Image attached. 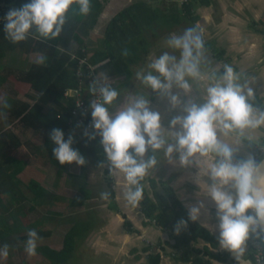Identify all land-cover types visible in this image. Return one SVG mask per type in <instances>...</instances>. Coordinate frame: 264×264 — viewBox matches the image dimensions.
Masks as SVG:
<instances>
[{"label": "clouds", "instance_id": "1", "mask_svg": "<svg viewBox=\"0 0 264 264\" xmlns=\"http://www.w3.org/2000/svg\"><path fill=\"white\" fill-rule=\"evenodd\" d=\"M74 4L79 6L81 15L90 12V0H29L10 9L4 17L5 38L12 43L25 41L30 35L44 41L55 39L60 36ZM202 31L196 25L182 34H171L166 43L179 50V58L164 52L152 58L149 71L136 73L143 85L167 97L173 108L180 106L181 100L172 90H182L188 97L183 104V115L173 117L165 127L160 113L151 109L150 100L144 95H133L115 112H110L109 106L117 101L119 93L108 76L100 72L89 84V91L95 97L89 104L94 131L85 130L84 135L89 140L100 137L108 174L115 178L114 186L121 189L123 198L132 206H137L143 198L141 182L157 166V151L164 150L170 161L175 154L181 167L191 166L193 161L199 167L201 158L213 157L214 162L205 171L206 192L215 204L218 244L233 255L237 264H242L250 237L264 238V163L251 156L236 160V144L226 142L225 137H243L246 130L264 127V108L253 103V89L241 83L231 66L224 65L222 72L218 68L209 73L201 71L205 59ZM35 63L43 65L45 57L39 56ZM193 84L204 87L203 102L193 98ZM49 136L55 144L52 154L61 165L87 163L85 156L72 147L71 134L65 139L60 128H53ZM99 164L103 166V162ZM109 195L107 191L101 193L103 199ZM205 207L203 201L191 206L188 219L199 220ZM187 225V220H179L174 232L179 234ZM38 239V233L30 229L24 247L27 255H36ZM0 255L8 257L9 245H3Z\"/></svg>", "mask_w": 264, "mask_h": 264}, {"label": "crops", "instance_id": "2", "mask_svg": "<svg viewBox=\"0 0 264 264\" xmlns=\"http://www.w3.org/2000/svg\"><path fill=\"white\" fill-rule=\"evenodd\" d=\"M259 1L261 3L257 4ZM228 2L223 4L219 0L218 2L210 0V4H206L205 8L202 7L204 4L201 6L198 4L195 8V10H201L198 13L199 19L196 24H199L203 30L204 42L207 41L210 44L204 45L205 59L201 63V71L209 73L218 68L222 72L224 65L231 66L240 76L241 83H247L253 89L255 94L253 102L264 106V0H230ZM74 5L69 10L68 20L75 16ZM73 42L71 40L70 45L64 47L74 51L76 45ZM167 49L159 51L156 48V52H160L159 55L162 52H168L179 58V52L170 47ZM152 52L154 51L143 52L140 57L141 61L132 64L137 67L133 68L134 71L129 75L125 72H117L108 58L98 62L96 67L99 70L98 74L104 72L112 87L119 93L117 101L109 106L110 112H115L127 98L133 95H144L150 100L151 109L160 113L162 124L168 127L169 121L173 117L184 114L182 108L188 97L183 94L182 90L173 88V93L179 94L181 100V105L173 108L167 97L160 96L137 79L138 69L146 73L150 70L148 65L152 58L158 57L157 54L149 57ZM204 94L202 84H193L192 95L195 100L203 102ZM60 129L64 132L65 139L69 134L74 137L72 147L80 148L87 163L84 166H79L75 162L64 165L59 163L58 165L56 160L57 165H54L53 160L49 159L51 161L48 163L44 160L47 158L43 157L38 165L32 164L33 162L27 165L34 167L32 170L38 176L34 178L40 184L35 188V193L31 190L32 188L27 187L34 193L33 196L38 193L42 197L41 200H38L33 215L30 217V228L51 227V232L42 236L51 239L53 237L58 239V236L65 237L68 230L75 226L85 228V232L78 239V247L82 244L83 239H88L93 231L99 229L102 230L104 236L102 233H98L97 241L104 245H112L118 242V239L122 243L134 240L139 244H144L141 236L149 237L151 235L154 242L152 243L153 251L149 246L151 243L143 245V247L138 246L140 251L146 253L142 260L139 259V264H195L192 259L195 257L193 253L198 255L195 253L196 247L194 246L197 243L192 242L190 245H186L187 247L178 246L176 238L178 234L170 226L171 222L163 226L157 217L148 216L145 203L154 206V210L159 207L157 212H161L162 207L167 204L176 209L181 208L188 215L191 206L203 201L206 207L201 210V217L196 223L215 238V245H212V242L206 237L200 238L198 243L203 247V251L199 255L210 259L212 264H237L230 252L219 247L215 204L206 192L208 179L205 171L214 162L213 157L201 158L199 167L195 165L196 161H193L191 166L181 167L178 156L174 154L170 161L164 150L157 151L155 154L158 161L157 166L150 169L148 175L141 182L143 198L137 206H132L123 198L121 189L114 186L115 178L108 174L103 148L98 137L89 140L84 135L85 130L89 133L93 131L85 127L72 126H63ZM167 134L168 130L165 129V135L167 136ZM262 139H264V127L246 130L243 137L238 138L235 135L225 137L226 142L236 144L235 156L246 159L249 156L254 157L256 153L252 147ZM100 162H103V166H100ZM105 191L110 193L108 199L101 197V193ZM46 195L49 196L48 201L44 199ZM77 195L82 196L85 202L81 198L77 200ZM163 196L166 200L161 199ZM37 206L40 208L38 209ZM46 215H51V219H46ZM175 220L176 217H174ZM53 230H57L56 234ZM133 232L136 233L135 236L130 235ZM253 237L247 241V248L241 258L242 264H254L250 248ZM56 242L61 244L59 240ZM181 247H184V250L180 249ZM119 249L124 251L120 247ZM187 252L190 254L189 259L185 255ZM139 254L134 260L135 263L136 261L138 263ZM149 255H153V257L159 255L160 259L157 263L155 257L152 261H148ZM104 261V264H111Z\"/></svg>", "mask_w": 264, "mask_h": 264}, {"label": "trees", "instance_id": "3", "mask_svg": "<svg viewBox=\"0 0 264 264\" xmlns=\"http://www.w3.org/2000/svg\"><path fill=\"white\" fill-rule=\"evenodd\" d=\"M104 1L90 0L91 9L87 15H81L79 6L74 5V18L67 20L62 34L55 39L44 41L42 38H35L30 35L25 41L12 43L5 38L4 24L6 21L4 17L10 9L18 8L23 3L29 2V0H0V58L4 57L7 52L16 50H19L21 54L39 53L47 57L43 65L22 60L15 67L7 64L4 71L0 73V89L4 85L10 84L25 95H23L25 98L17 96L12 99V103L8 107L10 114L6 117H11V120L17 119L24 127L34 130L35 134L44 140V145L47 146L46 150L50 157H54L52 148L55 145L49 136L53 128L63 126L82 127L73 118L72 111L76 106V98L66 95L69 89L77 87L85 89L84 97L86 95V100L90 104L93 96L89 91V84L98 74L99 70L96 67L98 62L108 58L117 69V72H125L129 75L134 71L131 65L141 61L140 57L143 52L149 53L152 47L159 46L158 39L159 36H162V33H166L171 27L181 25L185 21L188 23L187 26L194 25L199 19L195 10L197 5L210 4V0H185L181 8L173 7L161 10L146 0H137L113 16L107 24L104 37L98 41L96 47H86L85 49V40L80 37L76 27L79 26L81 31L89 34V30L94 28L98 22V16ZM163 30L166 31L162 32ZM71 40L76 43L74 51L65 48L70 45ZM204 45L210 44L206 41ZM125 51H127V55L123 54ZM82 60L83 62H81ZM88 74L93 76L89 77ZM1 127L0 124V130H2ZM7 137L6 142L10 145V149H12V146L17 145L18 147L24 146L29 151L26 145L27 142L17 141L14 144L9 139L11 138L9 132ZM7 144L0 140V148ZM73 148L78 149L82 154L78 146H73ZM252 148L258 155L260 152L258 145ZM12 153L13 151L9 154L0 150V225L3 226V229H0V247L4 239L2 237L11 234L12 226L8 214L11 213L10 208L15 200H17L18 219H16L17 225L13 227L17 231L23 230L28 223L27 227L30 226V217L35 209L34 205L23 203L22 197L16 189L19 188L20 183L23 184L26 180L15 178L18 173L25 171L26 166L31 162L30 157L35 153L29 151L28 158L15 157ZM263 156L264 152L258 156L257 162ZM25 161H27L26 164ZM26 185L30 189L32 188L31 190L35 193V188L39 187L40 184L38 180L31 177ZM41 198L40 196V198L35 199V202H39L38 200H41ZM76 198H78L77 200L79 198L83 200V197H79V195ZM161 199L166 200L164 196ZM176 203L178 204V202ZM145 205L146 212L152 213L154 211V206L148 203H145ZM173 216L176 217L177 221H174ZM156 217L163 226L171 222L170 226L173 230L179 220L188 221L187 228H182L176 237L178 246L190 245L192 242L198 243L203 236V238H208L212 245H215V238L206 229L200 228L196 222L189 220L188 215L181 208L176 209L172 205L168 206L166 204L162 207V211L154 216V218ZM45 218L51 219V215H46ZM34 230L38 233L39 238L51 232V229L44 230L41 227ZM84 232L85 228H79V226L68 230L62 248H53L48 245L38 246L36 253H40L45 257V262L42 264H67L72 256L76 254L78 239ZM21 239H28V234L22 235ZM261 239L264 242V238ZM150 248L153 251V248ZM195 249L197 250V248ZM185 255L189 259V252ZM251 257L254 261L252 248ZM159 259L160 257L157 255L156 263ZM183 259L185 260L184 255ZM192 261L195 264H212L210 259H206L199 254L195 255ZM253 263L255 264V262Z\"/></svg>", "mask_w": 264, "mask_h": 264}, {"label": "rangeland", "instance_id": "4", "mask_svg": "<svg viewBox=\"0 0 264 264\" xmlns=\"http://www.w3.org/2000/svg\"><path fill=\"white\" fill-rule=\"evenodd\" d=\"M137 0H105L104 4L102 6L100 15L98 16V22L96 23V25L94 26V28L89 30V34H85L84 31L80 30V27L77 26L76 27V31L78 32V34L80 35L81 38H84L85 40V49L86 47L91 48V47H96L97 43L99 40H101L104 37V32L105 29L107 27L108 22L113 18V16H115L120 10H122L123 8H125L126 6H129L130 4H132L133 2H135ZM151 4H154L158 9L161 10H166V8H173V7H177V8H181L182 7V3L185 0H146ZM199 1V0H198ZM213 1V0H211ZM215 2H218V0H214ZM220 2H222L223 4H227L229 3L228 1L230 0H219ZM242 1V0H241ZM254 3V2H253ZM261 1H259L257 4H260ZM216 4V3H215ZM206 5H203L202 7L205 8ZM208 8V7H207ZM201 10L197 9L196 12L197 14L200 12ZM87 17V16H86ZM184 23V24H183ZM181 25H177V26H173L170 29H168V31L166 33H162V36H159L158 39V45L159 46H155L152 47V50L154 52H152L149 57L153 54H157L159 56L160 52H156V48L161 51L163 49V51L168 50L167 47V39L168 37L175 33V34H181V32L187 28L190 27H194L196 25L199 24H192L190 26H187L188 23L185 21L183 22ZM166 30H163L162 32H164ZM62 34V32H61ZM74 44L76 45L75 41ZM205 48V47H204ZM177 52H179V50H175ZM164 53V52H162ZM89 54H91V52H89ZM42 56V54L39 53H32V54H21L19 50L16 51H9L7 52L4 57L0 58V73L2 71H4L5 66H7V64L11 65V66H16L20 64V61L22 60H27L28 62H35L36 59ZM45 57V55H43ZM47 57H45L46 60ZM147 62V61H146ZM137 65L131 66V68H136ZM139 71V69H138ZM12 83V81H11ZM13 84V83H12ZM0 124H1V128L2 130H0V140L4 142V144L6 142V139L8 138V132L10 133V137L9 139H11L14 144L17 143V141H21V142H27V148L30 151V153H35L32 154V156L30 157V161L33 162L32 164H39L41 163L43 157L47 158L44 159L46 162H50L51 160H53V164L57 165V163L55 162V158L54 157H49L48 152H47V146L44 145V140L40 137H38V135L35 134L34 130H32L31 128H26L24 127L22 124H20L18 122V120H11L10 118L6 117L8 116L10 113L8 111V107H10V104L12 103V99L16 98L17 96H23L24 93L21 91H19L16 87H13L10 84L4 85L3 87H1L0 89ZM25 96V95H24ZM23 96V98H25ZM5 140V141H4ZM264 143V139H262L261 141L257 142L256 144L259 145H263ZM256 145V146H257ZM1 151L5 152V153H9L11 151H13L14 156L15 157H24V158H28L29 157V151H27V149L24 146H20L18 147L16 146H12V149H10V145H3L0 148ZM12 153V155H13ZM256 161L258 158V155H254L253 157ZM51 159V160H49ZM236 160H241V159H246V158H242V157H237L235 156ZM27 160V159H26ZM43 160V161H44ZM29 161V162H30ZM27 163V161H25V164ZM30 164V163H29ZM59 165V162H58ZM34 167L33 166H26L25 171H23L22 173H18V175H16L15 178H22L23 180H26L23 184L20 183L19 188H16L18 190L19 195L22 197L23 203L25 205H37L38 203H36L35 199L40 198L39 195L36 194V196H33V192L27 187V182L30 180L31 177H38L36 176V172L34 170H32ZM55 168V167H54ZM34 175V176H33ZM36 179V178H35ZM47 182V181H46ZM49 182V181H48ZM46 201H48L49 196L46 195ZM146 206V205H145ZM37 208L39 209L40 207L37 206ZM160 208H156V210H159ZM11 213L8 214V219L10 225L12 226L11 229V234L6 236V237H2L4 238L2 240V244L0 247V250H2L3 245L7 244L9 245V255L7 258H4L2 255H0V264H42L45 262L44 260V256H42L40 253H36L35 256H29L26 254V252L24 251V247H25V242L26 240H22L21 236L22 235H27L28 231L30 229V227H27L28 224L25 225L26 227L23 228V230L17 231L15 230L13 227L14 225H17V220L18 219V209H17V200H15V203L11 206L10 208ZM156 210H154L152 213H148L147 214L149 216H151L152 218H154V216L159 212H157ZM33 215V214H32ZM83 216V214H82ZM15 217V218H14ZM9 225V228H10ZM0 229H3L2 224L0 225ZM47 229H52L51 227L45 228ZM44 229V230H45ZM53 232H57L53 230ZM115 232V231H114ZM98 233H102V235L104 236L102 230H96L95 232L93 231L88 239H83L81 242L82 244L77 245V249H76V254L72 256L71 260L67 263V264H104V260H106L107 262H110L111 264H139V259L143 258V256L146 254L143 251H140L139 247H143V245H149L150 243V247H152V243L153 240L151 239V235L149 237L146 236H141L142 241L144 240V244H139L137 242H135L134 240H131L130 242L127 243H122V241H120V239H118V242L112 244V245H104V244H100L99 241H97V235ZM132 236H135L136 233L133 232V234H130ZM57 236V235H56ZM59 238H47V237H42L39 238L37 240V247L38 246H44V245H48L51 246L53 248H62L63 242L65 240L64 237H60ZM254 238V237H253ZM252 238V240H253ZM203 239V237H202ZM57 240H59V242L61 241V244H57ZM1 241V239H0ZM139 246V247H138ZM186 246V245H184ZM197 250L195 253L200 254L203 251V247L201 245H199V243H197L196 245H194ZM119 247L121 249H123L124 251L122 252ZM187 247V246H186ZM193 247V248H195ZM153 248V247H152ZM192 248V250H193ZM250 248L251 244H250ZM180 249L184 250V247H181ZM156 250L158 251V247L156 248ZM194 251V250H193ZM142 252V254H141ZM139 254V258L138 263L136 261V263L134 262L135 258H137L136 256ZM126 254V255H125ZM153 254V252H152ZM172 256H174V254L170 253ZM77 255V256H76ZM193 255L195 256L196 254L193 253ZM76 256V257H75ZM156 258V256H154ZM153 255H149L148 257V261H152V259H154ZM142 264V263H140Z\"/></svg>", "mask_w": 264, "mask_h": 264}, {"label": "built area", "instance_id": "5", "mask_svg": "<svg viewBox=\"0 0 264 264\" xmlns=\"http://www.w3.org/2000/svg\"><path fill=\"white\" fill-rule=\"evenodd\" d=\"M83 62V60L81 61ZM89 77H92L91 74H88ZM92 81V80H91ZM90 81V82H91ZM85 89L77 87L75 89H69L66 92L67 96H73L76 98V106L72 111L73 118L76 119L75 122L82 127H85L91 131H94L91 127V109L89 107L88 100H86V95L84 97ZM95 99V97H93ZM257 107L264 108V106L260 103H254ZM100 140V137L97 136ZM260 152L258 153V156L262 152H264V143L263 145L259 146ZM257 155V154H256ZM104 160L105 164L107 166V160L106 156L104 154ZM251 247L253 252V258L255 264H264V242L261 238H257L254 236L253 240L251 241Z\"/></svg>", "mask_w": 264, "mask_h": 264}, {"label": "water", "instance_id": "6", "mask_svg": "<svg viewBox=\"0 0 264 264\" xmlns=\"http://www.w3.org/2000/svg\"><path fill=\"white\" fill-rule=\"evenodd\" d=\"M259 162L264 163V157Z\"/></svg>", "mask_w": 264, "mask_h": 264}]
</instances>
